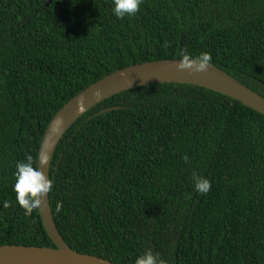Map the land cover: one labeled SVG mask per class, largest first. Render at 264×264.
Wrapping results in <instances>:
<instances>
[{
  "label": "trees",
  "instance_id": "1",
  "mask_svg": "<svg viewBox=\"0 0 264 264\" xmlns=\"http://www.w3.org/2000/svg\"><path fill=\"white\" fill-rule=\"evenodd\" d=\"M49 1L0 2V246L55 247L39 207L25 215L16 201L15 164L38 165L51 120L107 75L208 52L264 97V0H144L125 19L112 0ZM50 178L54 221L81 254L264 264V116L226 96L180 84L113 96L67 132Z\"/></svg>",
  "mask_w": 264,
  "mask_h": 264
},
{
  "label": "water",
  "instance_id": "2",
  "mask_svg": "<svg viewBox=\"0 0 264 264\" xmlns=\"http://www.w3.org/2000/svg\"><path fill=\"white\" fill-rule=\"evenodd\" d=\"M53 0H50L49 5ZM1 2V0H0ZM179 59L155 60L131 65L97 81L72 98L51 120L39 151L38 165L50 177L52 161L67 132L90 110L123 92L155 84L197 86L240 102L264 116V97L214 65L195 72L179 70ZM114 110L107 109L102 113ZM43 225L55 247L0 246V264H115L97 256L74 251L54 221L50 194L39 207Z\"/></svg>",
  "mask_w": 264,
  "mask_h": 264
},
{
  "label": "clouds",
  "instance_id": "3",
  "mask_svg": "<svg viewBox=\"0 0 264 264\" xmlns=\"http://www.w3.org/2000/svg\"><path fill=\"white\" fill-rule=\"evenodd\" d=\"M112 3L113 15L117 19H125L135 16L139 12L144 0H112ZM181 56L182 59L177 64L179 70L190 69L202 72L207 70L212 62L211 54L208 52H202L199 56L192 58L191 54L185 50ZM183 159L186 164L190 162L187 154ZM45 164L46 161H41L37 165L31 154L26 155L24 160L17 161L15 164L13 176L16 182L13 190L16 193V201L24 209L25 215H30L33 209L40 207L43 197L53 190V180L45 175L42 168V165ZM190 180L194 191L198 194L206 195L211 190V181L196 171L191 173ZM3 206L8 207V202L4 201ZM62 206V201H57L56 211L60 212ZM134 264H169V262L160 252L146 248L142 254L135 258Z\"/></svg>",
  "mask_w": 264,
  "mask_h": 264
}]
</instances>
